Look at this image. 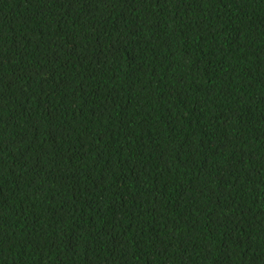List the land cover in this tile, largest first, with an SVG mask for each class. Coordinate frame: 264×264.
<instances>
[{
	"label": "trees",
	"instance_id": "obj_1",
	"mask_svg": "<svg viewBox=\"0 0 264 264\" xmlns=\"http://www.w3.org/2000/svg\"><path fill=\"white\" fill-rule=\"evenodd\" d=\"M0 264H264V0H0Z\"/></svg>",
	"mask_w": 264,
	"mask_h": 264
}]
</instances>
